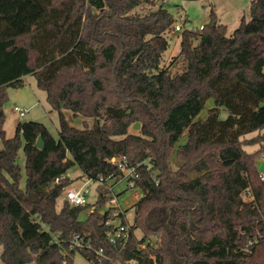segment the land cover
Returning <instances> with one entry per match:
<instances>
[{
	"label": "trees",
	"instance_id": "16d2710c",
	"mask_svg": "<svg viewBox=\"0 0 264 264\" xmlns=\"http://www.w3.org/2000/svg\"><path fill=\"white\" fill-rule=\"evenodd\" d=\"M250 11L231 35L214 11L203 29L182 27L180 54L162 67L176 26L162 0H0L3 264H74L77 251L93 264L77 236L102 249L105 264H264V0ZM28 75L59 114L58 138L35 121L6 136L7 89ZM222 109L226 123L215 120ZM64 110L93 126H71ZM113 159L136 169L142 192L124 247L109 243L105 185L85 219L89 204L63 198L58 207L73 181L56 179L72 169L95 183L119 179ZM115 219L127 224L125 214Z\"/></svg>",
	"mask_w": 264,
	"mask_h": 264
},
{
	"label": "rangeland",
	"instance_id": "374dc122",
	"mask_svg": "<svg viewBox=\"0 0 264 264\" xmlns=\"http://www.w3.org/2000/svg\"><path fill=\"white\" fill-rule=\"evenodd\" d=\"M164 7L174 16L175 25H181L183 29L198 31L201 27L210 23L211 11L217 16L219 23L228 28V35H231L240 25L243 19L249 21L251 19V1L252 0H162ZM149 7H144L141 12H145ZM180 33L173 31L166 34L169 42V47L163 55L162 67L171 62L174 57L180 54ZM8 101L4 106L6 114L5 131L8 138H13L22 122L35 121L40 122L48 127L55 138H58L59 130V114L57 111L52 110L46 100V93L38 89L36 79L32 75H28L24 79V86L20 88L10 87L7 89ZM18 106L28 111L24 117L14 112L13 107ZM213 107V101L207 103L206 109L201 113L200 118L207 116L208 109ZM65 117L68 123L78 129L84 126L92 127L94 120L85 119L81 116H74L70 111L64 110ZM229 113L225 110H219L216 121L218 123H226L229 119ZM213 129V127L209 128ZM226 132L230 136L237 134L235 128H228ZM264 133V130L262 131ZM129 133L138 135L141 133V125L134 123L129 127ZM258 133H250L245 138L255 137ZM1 146V144H0ZM256 146H247L248 152H253L258 149ZM18 163L22 170L21 187L25 185V154L23 149L20 150L18 156ZM69 179L73 182L70 186H82L87 179L83 177L79 169H72L69 171ZM115 183V180L106 182V186L110 187ZM98 184L95 182L88 183L87 203L93 206L98 200ZM114 194L118 196L119 201L125 211V221L129 226H132L135 221L134 204L138 201L133 198L132 192L127 187V182L121 180L114 187ZM64 195V194H63ZM63 198L58 200V207L63 203ZM89 214V210L81 214V219H85ZM121 221H117L119 224ZM137 235L139 233L137 232ZM2 246L0 245V256L2 253ZM74 264H91L79 251L73 256ZM0 264H3L0 258ZM115 264H124L116 262ZM134 264V263H131Z\"/></svg>",
	"mask_w": 264,
	"mask_h": 264
},
{
	"label": "built area",
	"instance_id": "2783aa9c",
	"mask_svg": "<svg viewBox=\"0 0 264 264\" xmlns=\"http://www.w3.org/2000/svg\"><path fill=\"white\" fill-rule=\"evenodd\" d=\"M200 29H203L201 27ZM182 30L181 25L175 26V31L179 32ZM14 112L18 113L20 117H24L28 111L25 109H22L18 106L13 107ZM264 162V152L262 153L260 157V165ZM113 163H118L119 167L123 171V175L121 178L112 179L115 180V183L107 187L104 179H99L97 184L105 185L107 190L109 191V201L105 205V207L102 209L104 212L109 213L110 218L106 221L107 226H115V231L109 236V243L113 246H122L124 247L131 235V226L128 224H122L121 222L117 224L115 218L119 217L120 215H124L125 211L119 201V198L117 195L114 194V187L117 183H119L121 180H125L127 182L128 189L132 192L133 198L136 200H139L142 197L141 190L136 185V180L138 179V173L136 172L135 168H128L123 163L119 162L117 159H113ZM69 173L61 176L60 178L56 179L55 183H60L61 180H64L66 178H69ZM262 179H264V173L262 172L261 175ZM91 182L90 180H87L82 186H69L64 191V199L67 200L72 206H84L87 205V193H88V183ZM95 206H93L89 213L94 212ZM75 246L84 249V250H90L93 251L95 254V261L93 264H105L106 261H110V259L106 256L104 251L102 249L94 250L92 247V243L90 239L86 240L83 237L77 236L75 238L74 242ZM142 247H145V244L142 245ZM116 262H112L111 264H115Z\"/></svg>",
	"mask_w": 264,
	"mask_h": 264
},
{
	"label": "water",
	"instance_id": "95a60500",
	"mask_svg": "<svg viewBox=\"0 0 264 264\" xmlns=\"http://www.w3.org/2000/svg\"><path fill=\"white\" fill-rule=\"evenodd\" d=\"M36 147H38V148H42L43 147V144H42L41 140H38V142L36 143ZM259 171L264 173V162L261 163V165L259 167ZM102 212H104V211L102 210Z\"/></svg>",
	"mask_w": 264,
	"mask_h": 264
}]
</instances>
